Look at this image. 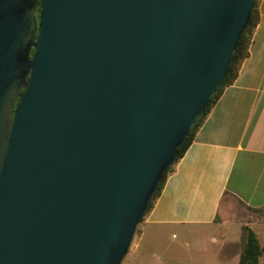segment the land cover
Listing matches in <instances>:
<instances>
[{
  "label": "water",
  "instance_id": "obj_1",
  "mask_svg": "<svg viewBox=\"0 0 264 264\" xmlns=\"http://www.w3.org/2000/svg\"><path fill=\"white\" fill-rule=\"evenodd\" d=\"M37 2L0 0V264H120L255 0Z\"/></svg>",
  "mask_w": 264,
  "mask_h": 264
},
{
  "label": "crops",
  "instance_id": "obj_2",
  "mask_svg": "<svg viewBox=\"0 0 264 264\" xmlns=\"http://www.w3.org/2000/svg\"><path fill=\"white\" fill-rule=\"evenodd\" d=\"M256 9L235 79L138 223L124 257L128 264H238L244 228L263 248L257 264H264V0H256ZM237 207L250 212L241 226L233 224ZM232 226L238 229L235 238L227 235ZM172 230L184 238L195 233L192 250L177 251L188 238L170 244L176 239Z\"/></svg>",
  "mask_w": 264,
  "mask_h": 264
},
{
  "label": "trees",
  "instance_id": "obj_3",
  "mask_svg": "<svg viewBox=\"0 0 264 264\" xmlns=\"http://www.w3.org/2000/svg\"><path fill=\"white\" fill-rule=\"evenodd\" d=\"M38 13H39V0L37 2L36 8L34 10V17H35L36 23L38 21ZM257 19H258V13H257V9H256V0H255L253 7H252V10H251V13H250V16H249L248 21L246 23V26L243 29V31H242V33H241V35H240V37L236 43L234 52H233L231 60H230L229 67L227 69V72H226L220 86L218 87L216 92L212 95V97L209 99V101L206 103V105L203 108V111L197 117L196 121L194 122V124L190 128L187 136L185 137L183 142L177 148L173 163L170 166H168L164 170V172L162 173L160 180L158 181V183H157V185H156V187H155V189L151 195V198H150V200H149V202H148V204L144 210L143 215L152 207L155 199L158 197L160 190L163 187V184H164L167 176L172 172L174 163L183 155V153L185 152V150L187 149V147L191 143L196 130L199 128V126L203 122L204 118L206 117V115L210 111L212 105L215 103L217 98L220 96L223 89L226 86H228L229 84H231L233 82V80L235 79L236 74H237V70H238V66H239L240 62L242 61V59L247 55V47H248L250 35H251L253 27L255 26V24L257 22ZM32 53H33V49L31 48L30 53H29V57L32 56ZM143 215H142V217H143ZM142 217L140 218V221H141ZM242 239H243V247H242V250H241L240 255H239L238 264H257L258 257L260 256L261 252L263 251V248L259 246L258 241H257L254 233L248 228H244V231L242 234Z\"/></svg>",
  "mask_w": 264,
  "mask_h": 264
},
{
  "label": "rangeland",
  "instance_id": "obj_4",
  "mask_svg": "<svg viewBox=\"0 0 264 264\" xmlns=\"http://www.w3.org/2000/svg\"><path fill=\"white\" fill-rule=\"evenodd\" d=\"M233 214H234V217H233L234 223L233 224L238 225V226H241V223L240 222H242V220L245 217H248L250 215V212L246 208H244V207L243 208L242 207H237L236 210H235V212ZM137 227H138V224L136 226V230L134 232V235H135V233L137 231ZM227 231H228L227 232L228 237L235 238V237L238 236V229L235 226H232V228L229 229V230H227ZM202 233H204V232H202ZM172 234H174V236L176 237V239L172 243L169 241L170 244H174V243H177V242H182L185 238H188L187 240H184V241H186V247H182L181 249L178 248L177 251L181 250V252H182V249H183V251L184 250H192V246H193V242H194V240L192 239V236L195 233L188 234V236L185 237V238L181 235V233H178L176 230H172ZM134 235H133V238H134ZM238 242H239V245H240V249H242L243 239H241V237L238 238ZM128 263H129L128 260L123 258V260L121 261L120 264H128Z\"/></svg>",
  "mask_w": 264,
  "mask_h": 264
},
{
  "label": "flooded vegetation",
  "instance_id": "obj_5",
  "mask_svg": "<svg viewBox=\"0 0 264 264\" xmlns=\"http://www.w3.org/2000/svg\"><path fill=\"white\" fill-rule=\"evenodd\" d=\"M16 102H17V100L14 102L13 107L15 106Z\"/></svg>",
  "mask_w": 264,
  "mask_h": 264
}]
</instances>
